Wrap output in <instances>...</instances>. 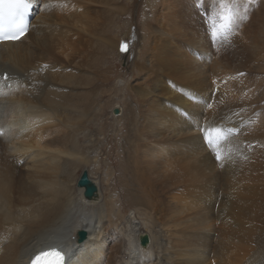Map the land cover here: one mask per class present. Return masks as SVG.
<instances>
[{
  "label": "bare ground",
  "instance_id": "bare-ground-1",
  "mask_svg": "<svg viewBox=\"0 0 264 264\" xmlns=\"http://www.w3.org/2000/svg\"><path fill=\"white\" fill-rule=\"evenodd\" d=\"M32 1L28 34L0 43V264H29L55 244L69 264H264V112L210 86L212 72L264 63V0H227L223 38L212 34L220 6L149 0L131 78L111 86L120 37L108 28L129 8ZM117 99L112 121L103 113ZM215 129L226 139L205 145ZM81 166L98 188L87 199ZM103 183L118 189L105 195Z\"/></svg>",
  "mask_w": 264,
  "mask_h": 264
},
{
  "label": "rangeland",
  "instance_id": "rangeland-1",
  "mask_svg": "<svg viewBox=\"0 0 264 264\" xmlns=\"http://www.w3.org/2000/svg\"><path fill=\"white\" fill-rule=\"evenodd\" d=\"M121 1L123 2L124 5H126L129 8V10L125 14L120 16V22L117 23V27L115 26V27H112L110 29V27H111V24H110L108 29H109V31L112 32V35L118 36V37H122L125 34L127 36H130L132 34V36H130V37H133L136 33V41L133 43V51L126 52V55H127L126 57H123L121 55L117 56L116 51L113 54L115 49L111 52L113 68H114L115 72L117 73V75L116 76L113 75V77L114 78L116 77V78L113 80L111 79V82L109 83L108 86H111L112 84H114L118 78H121V76L131 78V72L128 69H129L130 63H132V61L135 60L137 53H138V50L140 48V45H142V41H143L142 36H143V31H144L143 25H145L144 19L146 20V17H149L148 21H152V19H151L152 15L150 13V10H151L150 6H152L153 4H150V2L153 0H151L150 2H149V0H121ZM224 1L225 0H223V2ZM157 3H159V0L157 1ZM217 4L218 3L216 2V4L214 5V2L212 0H207V3L205 2V6L207 9H215L218 6H220V4H218V5ZM197 6L198 7L196 9L201 11L202 8L198 4H197ZM234 6L235 5H233V7ZM35 9H36V6L34 8V13H35ZM233 19H234V17H233ZM119 26H120V28H119ZM232 27H233V21H232ZM221 37L223 38L224 35ZM243 39H245V38H243ZM138 42H139V44H138ZM179 44L186 46L185 43H179ZM210 44L217 49H220L222 46L226 45L224 39H222V41H220L221 46L216 47V45L214 44V41H212ZM123 49L126 51V49L124 48V45H123ZM203 55L207 56V54H205L204 52H203ZM199 56H201V55H199ZM199 61L205 62L206 60L203 57V58H200ZM255 63L256 64L252 65V66H255V69H244V70L234 71V68H232V71L228 72V70H229V68H228V70L225 74H223V75L217 74V75H215L216 77H213V72H212L210 75H211V78H213V80L212 79L210 80L211 81L210 86L212 89L215 90L216 94L219 93L218 96H220L224 100H230L231 103L238 102V101H239L238 103L249 102L252 104L251 105L252 108H255L257 105L258 106L261 105V106H259L260 109H258L260 112H257L258 110L255 111V114H260V113L264 112V98L262 97L264 94V92H263V90H264V75H263L264 72L262 69H260L258 67L264 66V63H261L260 65H258L257 62H255ZM103 74H105V73H103ZM103 74H102V76H103ZM216 78L219 80H217ZM208 81L209 80L207 78H206V81L204 80L205 83ZM133 83L134 82L132 81L131 84H133ZM221 92H224V94H222ZM249 94H250V96H249ZM126 95L127 94H125V96ZM128 96L129 95H127L125 97V99H127ZM246 96H247L248 100L250 97V101H246V99H247ZM255 96L257 98H255ZM251 98H252V100H251ZM256 99H257V101H255ZM123 103H126L124 99H122V100L117 99L116 101H111L109 103V107H108L107 111H105L103 113L104 116L106 115V112H107V117H110V119L112 120L113 118L111 117V115L113 112V108L115 106H117V104L123 105ZM258 106H257V108H258ZM115 109H114V111H115ZM120 112L118 114H120ZM103 119L104 118H102L101 120H103ZM255 119H256V117L253 116L251 121H253ZM125 130L126 129H124L123 131L125 132ZM114 133H116V132L112 131V128H110V130H109L110 136L113 135ZM117 139H118V137H117ZM123 139L124 138H122L121 141H123ZM112 144H115V143H112ZM101 153L102 152H100L99 154H101ZM115 155H116V151H113V153L111 155L113 159L114 158L116 159ZM83 168H85V167H83V166L80 167L79 176H80V173L82 172ZM88 168H90L93 176H95V177L97 175L99 176V173L101 174V172H102V174H104V172L99 168H95V167H92L90 165L88 166ZM114 184H115V182H114ZM112 187L117 188L116 186H112ZM102 188H103L105 195H109L113 192H116V190L114 188H111L109 186V183H103ZM123 212L126 213V210H123Z\"/></svg>",
  "mask_w": 264,
  "mask_h": 264
},
{
  "label": "snow or ice",
  "instance_id": "snow-or-ice-1",
  "mask_svg": "<svg viewBox=\"0 0 264 264\" xmlns=\"http://www.w3.org/2000/svg\"><path fill=\"white\" fill-rule=\"evenodd\" d=\"M7 6L10 9L19 10L20 8H27L28 6V0H0V15L3 14V10ZM17 12H13V15H16ZM232 20H233V14L231 6L227 3V0L225 2L221 3L220 5V11L215 14V17L212 19V34L213 36H223L227 32L231 31L232 27ZM26 27L23 23V20H18L13 23L11 27L10 34L6 33L4 29H0V41L4 40H16L19 39L25 32ZM126 49V46H124ZM7 79V76L4 77ZM217 134H219L220 130L215 129L213 130ZM207 135V134H206ZM208 142L210 145H213L214 147L217 146V143L214 141L213 138L208 137ZM216 158L218 160L222 159L220 152L217 151ZM52 252H45L40 251L35 258L32 260V264H45V258L52 255ZM55 255L60 256L59 252H55ZM61 264L63 262V257L60 256Z\"/></svg>",
  "mask_w": 264,
  "mask_h": 264
},
{
  "label": "water",
  "instance_id": "water-1",
  "mask_svg": "<svg viewBox=\"0 0 264 264\" xmlns=\"http://www.w3.org/2000/svg\"><path fill=\"white\" fill-rule=\"evenodd\" d=\"M81 178L77 184V187L80 189V187L84 188V197L87 199L91 196H93L97 191L98 188L96 185L92 184V179L89 178L88 171H83L81 173ZM80 240H83L86 237V233L81 231L79 232ZM147 238V237H146ZM144 238V239H146ZM149 240H145L141 243V246L145 247V245L148 244Z\"/></svg>",
  "mask_w": 264,
  "mask_h": 264
}]
</instances>
